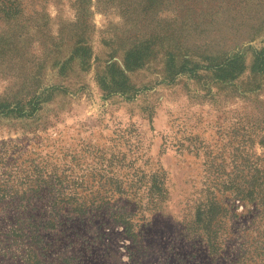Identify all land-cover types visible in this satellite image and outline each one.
<instances>
[{"label": "rangeland", "instance_id": "374dc122", "mask_svg": "<svg viewBox=\"0 0 264 264\" xmlns=\"http://www.w3.org/2000/svg\"><path fill=\"white\" fill-rule=\"evenodd\" d=\"M257 54L264 0H0V264H264Z\"/></svg>", "mask_w": 264, "mask_h": 264}, {"label": "trees", "instance_id": "16d2710c", "mask_svg": "<svg viewBox=\"0 0 264 264\" xmlns=\"http://www.w3.org/2000/svg\"><path fill=\"white\" fill-rule=\"evenodd\" d=\"M256 59L260 61L259 66H258V71H264V55L257 54ZM237 60H241V58L236 57L233 60L227 59V60L221 62L220 64L215 65L214 67L205 68L204 70H210V71H213V73H219L217 77L220 79H224V78H227L231 74V71H232L231 70V64L235 63ZM220 74L223 76H219ZM34 107L36 108L37 105L34 104ZM18 116H25V114L23 112H21V113H19Z\"/></svg>", "mask_w": 264, "mask_h": 264}]
</instances>
